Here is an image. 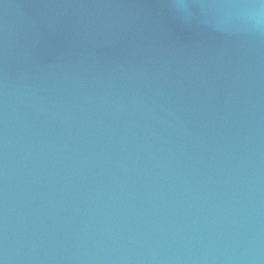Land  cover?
<instances>
[{
	"label": "water",
	"instance_id": "1",
	"mask_svg": "<svg viewBox=\"0 0 264 264\" xmlns=\"http://www.w3.org/2000/svg\"><path fill=\"white\" fill-rule=\"evenodd\" d=\"M0 264H264L261 0H0Z\"/></svg>",
	"mask_w": 264,
	"mask_h": 264
},
{
	"label": "clouds",
	"instance_id": "2",
	"mask_svg": "<svg viewBox=\"0 0 264 264\" xmlns=\"http://www.w3.org/2000/svg\"><path fill=\"white\" fill-rule=\"evenodd\" d=\"M261 5L264 6V0H261Z\"/></svg>",
	"mask_w": 264,
	"mask_h": 264
}]
</instances>
